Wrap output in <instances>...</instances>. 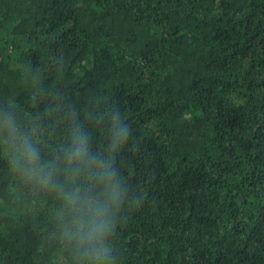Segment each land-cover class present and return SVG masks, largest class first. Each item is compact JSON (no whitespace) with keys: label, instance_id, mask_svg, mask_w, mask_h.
I'll list each match as a JSON object with an SVG mask.
<instances>
[{"label":"trees","instance_id":"1","mask_svg":"<svg viewBox=\"0 0 264 264\" xmlns=\"http://www.w3.org/2000/svg\"><path fill=\"white\" fill-rule=\"evenodd\" d=\"M5 109L50 164L130 124L111 264H264V0H0ZM63 207L0 143V264H77Z\"/></svg>","mask_w":264,"mask_h":264},{"label":"clouds","instance_id":"2","mask_svg":"<svg viewBox=\"0 0 264 264\" xmlns=\"http://www.w3.org/2000/svg\"><path fill=\"white\" fill-rule=\"evenodd\" d=\"M108 131L110 155L105 157L91 150L89 133L74 124L68 145L57 163L50 164L42 158L35 133L21 127L15 112H0V143L9 148L11 168L25 183L56 190L63 200L62 236L78 257L77 264H111L115 259L106 241L121 203L122 184L111 154L128 144L132 127L115 112Z\"/></svg>","mask_w":264,"mask_h":264}]
</instances>
